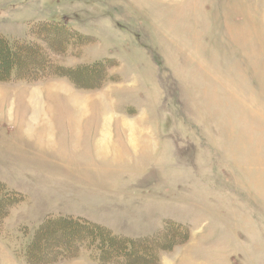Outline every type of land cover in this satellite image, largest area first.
Returning <instances> with one entry per match:
<instances>
[{"label": "rangeland", "instance_id": "rangeland-1", "mask_svg": "<svg viewBox=\"0 0 264 264\" xmlns=\"http://www.w3.org/2000/svg\"><path fill=\"white\" fill-rule=\"evenodd\" d=\"M52 20L90 36L59 64L117 63L98 90L0 82V194L20 197L0 264H30L24 246L58 215L132 237L187 226L159 264H264V0H0L10 40ZM87 263L83 248L53 264Z\"/></svg>", "mask_w": 264, "mask_h": 264}, {"label": "trees", "instance_id": "trees-1", "mask_svg": "<svg viewBox=\"0 0 264 264\" xmlns=\"http://www.w3.org/2000/svg\"><path fill=\"white\" fill-rule=\"evenodd\" d=\"M81 38L90 36L59 20L34 24L25 40L0 35V82L66 78L80 89L104 87L117 63L114 59L65 66L54 58L66 43ZM19 200L14 193L0 194V231L11 206ZM189 234L187 226L173 221H166L155 235L132 237L82 217L49 216L24 246L23 254L30 264H53L78 257L85 248L99 264H159V251L184 243Z\"/></svg>", "mask_w": 264, "mask_h": 264}, {"label": "crops", "instance_id": "crops-1", "mask_svg": "<svg viewBox=\"0 0 264 264\" xmlns=\"http://www.w3.org/2000/svg\"><path fill=\"white\" fill-rule=\"evenodd\" d=\"M123 122H119V124H121V127L123 128V124H122ZM140 123L141 122H138V124H136V127L133 125V127H134V130H135V133H137V131H136V129L140 126ZM105 124V127L106 128H109L110 129V135L111 134H115V132H112V128H114L115 126H117V122L116 121H107L106 123H104ZM132 124V123H131ZM14 256V255H13ZM15 257V256H14ZM11 258H12V255H11ZM16 258V257H15ZM10 259V258H9ZM11 260V259H10ZM14 260V259H13ZM15 264H19V263H15ZM87 264H89V263H87Z\"/></svg>", "mask_w": 264, "mask_h": 264}]
</instances>
